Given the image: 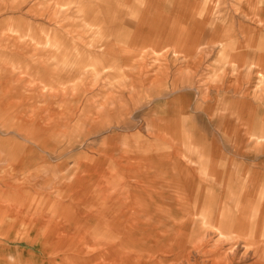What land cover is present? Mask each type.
Returning a JSON list of instances; mask_svg holds the SVG:
<instances>
[{
	"label": "rangeland",
	"instance_id": "1",
	"mask_svg": "<svg viewBox=\"0 0 264 264\" xmlns=\"http://www.w3.org/2000/svg\"><path fill=\"white\" fill-rule=\"evenodd\" d=\"M206 1L194 20L172 0H0V264H264V211L221 194L194 150L200 93L233 75L222 40L236 37L173 34L234 28L246 6ZM113 147L123 164L152 147L151 172L131 174L152 218L101 242L81 205L52 198Z\"/></svg>",
	"mask_w": 264,
	"mask_h": 264
},
{
	"label": "crops",
	"instance_id": "2",
	"mask_svg": "<svg viewBox=\"0 0 264 264\" xmlns=\"http://www.w3.org/2000/svg\"><path fill=\"white\" fill-rule=\"evenodd\" d=\"M174 1L185 19L203 18L201 7L197 4L207 2L206 0H172ZM209 2L217 4L219 1ZM227 3L246 5L241 8V12L232 15V19L236 21L234 28H227L220 33L211 28L205 33L179 31L173 35L236 37L222 40L230 51L227 65L232 66L233 75H225L220 81L218 79L213 81L214 84L210 88L200 93V99L211 101L210 104H202L201 110L196 109L192 115L196 122L194 150L201 155V161L206 159L210 162L212 178L221 181L218 183L222 189L221 194L226 195L233 187L242 189L240 194L245 195L242 209L246 212L261 213L264 211V0H227ZM170 34L172 35V32ZM148 48L147 50L157 55H164L170 46ZM198 96L195 95V98ZM107 114L103 113L104 119ZM170 129L174 130L175 126ZM226 148L228 150H224ZM232 148L235 151L229 150ZM151 149L152 147L147 154L141 156V159L137 154V148L124 151L125 155L121 157L126 159L125 164L120 162V156L115 153L117 149L114 147L110 153L112 160L108 163L78 162L81 175L66 184L60 183L59 187L64 186L65 191L59 195V200L56 201V196L52 200L70 206L81 205L76 211L84 213V220L88 222L87 227H98L105 237L107 231L114 229L149 228L148 224L142 221L152 216H149L148 208L143 205L146 201L137 198L139 192L137 190L140 188H137L134 182L136 175L131 174L135 173L138 167L146 173L151 172L148 167L153 156L150 154ZM165 151L163 148L158 155L162 161L165 160ZM218 156L227 160L217 162ZM156 173L158 177L161 176L165 187L166 175L163 169L156 170ZM183 178L180 176L179 180L183 181ZM231 179L234 181L233 184L230 183ZM138 181L140 183L139 179ZM144 183H140L141 188L145 186ZM31 184L39 186L40 183L35 180V183ZM140 195L148 196L145 192ZM63 196H67L68 202L60 199ZM177 201L179 204L182 202L181 198ZM251 227L254 228L253 225ZM102 236L101 242H106Z\"/></svg>",
	"mask_w": 264,
	"mask_h": 264
},
{
	"label": "bare ground",
	"instance_id": "3",
	"mask_svg": "<svg viewBox=\"0 0 264 264\" xmlns=\"http://www.w3.org/2000/svg\"><path fill=\"white\" fill-rule=\"evenodd\" d=\"M40 213V212H39Z\"/></svg>",
	"mask_w": 264,
	"mask_h": 264
}]
</instances>
